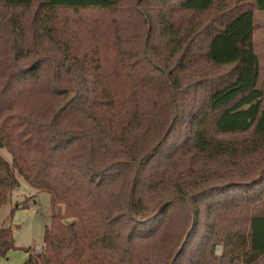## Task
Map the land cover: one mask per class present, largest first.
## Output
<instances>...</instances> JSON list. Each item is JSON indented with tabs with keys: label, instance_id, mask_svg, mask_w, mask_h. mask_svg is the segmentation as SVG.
Segmentation results:
<instances>
[{
	"label": "trees",
	"instance_id": "obj_1",
	"mask_svg": "<svg viewBox=\"0 0 264 264\" xmlns=\"http://www.w3.org/2000/svg\"><path fill=\"white\" fill-rule=\"evenodd\" d=\"M256 10L0 0V212L21 179L62 206L24 264H264Z\"/></svg>",
	"mask_w": 264,
	"mask_h": 264
},
{
	"label": "rangeland",
	"instance_id": "obj_2",
	"mask_svg": "<svg viewBox=\"0 0 264 264\" xmlns=\"http://www.w3.org/2000/svg\"><path fill=\"white\" fill-rule=\"evenodd\" d=\"M254 24V49L260 63L257 88L264 90V11L254 12ZM0 155L12 161L6 149L0 148ZM55 203L51 192L34 189L21 179L20 186L11 192L8 203L0 212V227H11L18 249L11 250L6 257H0V264H24L27 249L37 253L38 244H43L44 229L53 217ZM216 253H222L220 246L216 248Z\"/></svg>",
	"mask_w": 264,
	"mask_h": 264
},
{
	"label": "crops",
	"instance_id": "obj_3",
	"mask_svg": "<svg viewBox=\"0 0 264 264\" xmlns=\"http://www.w3.org/2000/svg\"><path fill=\"white\" fill-rule=\"evenodd\" d=\"M54 208H55V210H54V214H53V216H54V215H57V214H59V213L62 212V211H61V209H62V206H61V205H58L57 203H55ZM30 253H35V251H32V252H30ZM26 254H27V258H28L29 254H28V253H26Z\"/></svg>",
	"mask_w": 264,
	"mask_h": 264
},
{
	"label": "built area",
	"instance_id": "obj_4",
	"mask_svg": "<svg viewBox=\"0 0 264 264\" xmlns=\"http://www.w3.org/2000/svg\"><path fill=\"white\" fill-rule=\"evenodd\" d=\"M37 252H41L42 251V245L41 244H38V246H37Z\"/></svg>",
	"mask_w": 264,
	"mask_h": 264
},
{
	"label": "water",
	"instance_id": "obj_5",
	"mask_svg": "<svg viewBox=\"0 0 264 264\" xmlns=\"http://www.w3.org/2000/svg\"><path fill=\"white\" fill-rule=\"evenodd\" d=\"M178 253V252H177ZM177 253L174 255V257L172 258V262H174V260L176 259Z\"/></svg>",
	"mask_w": 264,
	"mask_h": 264
}]
</instances>
